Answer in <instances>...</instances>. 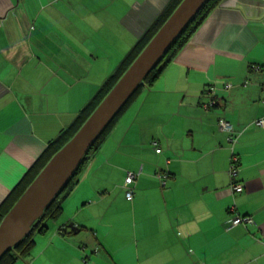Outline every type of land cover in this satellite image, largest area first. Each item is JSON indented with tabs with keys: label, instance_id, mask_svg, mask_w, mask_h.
<instances>
[{
	"label": "crops",
	"instance_id": "obj_1",
	"mask_svg": "<svg viewBox=\"0 0 264 264\" xmlns=\"http://www.w3.org/2000/svg\"><path fill=\"white\" fill-rule=\"evenodd\" d=\"M178 1L0 0V204ZM254 63H264V0L220 1L12 264H264V69ZM232 204L254 222L228 227Z\"/></svg>",
	"mask_w": 264,
	"mask_h": 264
},
{
	"label": "water",
	"instance_id": "obj_2",
	"mask_svg": "<svg viewBox=\"0 0 264 264\" xmlns=\"http://www.w3.org/2000/svg\"><path fill=\"white\" fill-rule=\"evenodd\" d=\"M207 0H182L76 133L59 148L0 222V258L31 231L88 149ZM76 228L74 222L70 223Z\"/></svg>",
	"mask_w": 264,
	"mask_h": 264
},
{
	"label": "trees",
	"instance_id": "obj_3",
	"mask_svg": "<svg viewBox=\"0 0 264 264\" xmlns=\"http://www.w3.org/2000/svg\"><path fill=\"white\" fill-rule=\"evenodd\" d=\"M181 0L177 2V5ZM220 1L222 0H207L200 10L195 14V16L189 21V23L185 26L182 32L178 35V37L173 41V43L168 47L166 52L161 56L158 62L154 65V67L150 70V72L146 75L143 82L139 84V86L135 89V91L131 94V96L127 99L124 105L119 109V111L115 114V116L110 120V122L106 125V127L101 131L99 136L92 143L87 153L83 157L80 165L78 166L75 173L71 176V178L67 181L64 187L57 193V195L53 198V200L46 207L43 215L39 217L31 227V231L27 234L19 243H17L12 248L8 249L0 258V264H12V262L19 257H23L26 255L33 243V235L35 232H43L48 229V222L50 219L57 217L62 211V203L63 200L68 196V194L72 191L74 185L78 182L79 176L84 169L86 163L89 161L92 154L98 149L100 144L104 141L107 134L117 121L118 117L122 113V111L128 106V104L132 101L134 96L146 85H150L153 81L158 77V75L162 72L165 66L177 55L182 46L189 40L195 30L202 24L204 19L208 16L209 12L216 7ZM171 3L166 8L165 11L158 18V22L154 23V25L146 31L144 36L137 41V43L129 50V52L125 55V57L118 64L116 70L108 77L105 83L101 86L98 93L90 100V102L80 111L77 116L76 121L65 131L60 134V137L50 143L47 151L43 156H41L29 169L27 174L25 175L22 183L18 185L10 194L4 199V201L0 204V222L5 216V214L10 210V208L14 205L17 199L21 196L27 186L33 181V179L37 176L40 170L44 167L47 161L53 156V154L61 148L82 126V124L86 121L89 115L93 112V110L97 107V105L101 102V100L105 97V95L110 91V89L114 86V84L118 81V79L122 76V74L126 71V69L131 65L134 59L139 55V53L143 50L146 44L150 41V39L154 36V34L158 31L161 25L166 21V19L171 15V13L176 8V3ZM161 22V23H160ZM158 25L156 28L155 26ZM60 140V142H59ZM65 226H62L60 229L63 230Z\"/></svg>",
	"mask_w": 264,
	"mask_h": 264
},
{
	"label": "built area",
	"instance_id": "obj_4",
	"mask_svg": "<svg viewBox=\"0 0 264 264\" xmlns=\"http://www.w3.org/2000/svg\"><path fill=\"white\" fill-rule=\"evenodd\" d=\"M1 20L2 18L0 17V21ZM252 68L257 69V70L264 69V63H254L252 65ZM230 85H231L230 83L227 84V86H230ZM216 102H217L216 98L212 97L209 103L214 105L216 104ZM255 123L259 126H264V116L256 119ZM218 124H219L220 129L222 130L229 131L230 133L234 131L232 123L224 117L219 118ZM230 138H232L231 135H230ZM153 143L156 147V151L158 152L161 151V147L158 145V141L154 140ZM239 171H240V159L236 153H233L232 158H231L230 179H231L232 189L235 192H240L244 189V184L238 179ZM137 174H138L137 172L129 171L125 177L124 185L126 187V197L128 199H132L134 197L135 180H136ZM166 175L167 174H164L163 176L166 177ZM163 182L165 183V179L163 180ZM229 211L232 214H230L229 218L227 219L228 227L239 224V223L247 224V223L254 222L252 215L239 213L236 209V205L234 204H232L229 207Z\"/></svg>",
	"mask_w": 264,
	"mask_h": 264
},
{
	"label": "rangeland",
	"instance_id": "obj_5",
	"mask_svg": "<svg viewBox=\"0 0 264 264\" xmlns=\"http://www.w3.org/2000/svg\"><path fill=\"white\" fill-rule=\"evenodd\" d=\"M48 161H49V160H48ZM48 161H47V162H48Z\"/></svg>",
	"mask_w": 264,
	"mask_h": 264
}]
</instances>
